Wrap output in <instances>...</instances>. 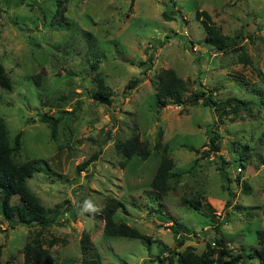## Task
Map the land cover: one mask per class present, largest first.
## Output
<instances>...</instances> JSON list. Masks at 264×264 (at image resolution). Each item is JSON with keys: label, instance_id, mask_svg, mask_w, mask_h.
<instances>
[{"label": "rangeland", "instance_id": "1", "mask_svg": "<svg viewBox=\"0 0 264 264\" xmlns=\"http://www.w3.org/2000/svg\"><path fill=\"white\" fill-rule=\"evenodd\" d=\"M203 13L224 50L204 41ZM0 64L11 85L0 88V122L11 147L20 143L13 160L40 162L27 186L45 208L44 226L10 228L0 206V264H23L36 237L44 247L55 239L57 264H177L176 254H209L218 241L243 253L239 264H260L245 254L264 253V0H0ZM163 71L184 82L183 99L201 90L248 104L235 114L200 102L160 107ZM98 78L107 105L93 98ZM42 115L59 118L53 139ZM133 137L147 159L117 151ZM163 158L181 177L159 196L150 183ZM111 198L123 204L114 221L148 239L105 234Z\"/></svg>", "mask_w": 264, "mask_h": 264}, {"label": "trees", "instance_id": "2", "mask_svg": "<svg viewBox=\"0 0 264 264\" xmlns=\"http://www.w3.org/2000/svg\"><path fill=\"white\" fill-rule=\"evenodd\" d=\"M202 13V12H201ZM57 15H60L57 12ZM200 15V13H199ZM201 23L205 31L204 41L206 44L214 47L216 50L221 51L227 47V38L224 37L219 30L210 22L206 14H202ZM166 19H169L165 17ZM150 60V58H148ZM145 62L138 63L139 68H143ZM92 69L96 68V65L92 64ZM144 71V70H143ZM158 85L156 88V99L160 107L167 104H173L175 106H192L199 102L203 106L213 108L215 111H220L235 114L238 111L246 108L248 102L229 98L225 102H216L212 100L209 95H206L204 91L197 90L186 98L182 97V90L184 88V82L177 79L171 71H163L157 79ZM132 84H137V81H133ZM10 81L5 74L3 66L0 64V88L8 91L10 89ZM94 100L100 102L103 105H107L110 102L111 93L108 87L105 85L102 78L96 80V90L93 94ZM42 123H47L50 127L51 138L55 137V128L59 122V118H52L45 115L40 117ZM215 137H210V149L213 152L218 151V147L215 144ZM20 143L18 139L15 140V146L11 147L9 144L7 131L4 129V125L0 122V206L2 218L7 222L10 228L16 225L32 226L33 222L37 225H45V208L40 203L38 197L33 194L27 186V180L31 179L34 173L41 172L40 162L37 160H29L23 163L13 160V153L19 149ZM117 151L123 156L125 160L130 159L133 155L140 156L143 160L149 156V151H145L141 148L137 137L130 138L128 141L116 147ZM199 154L198 150H193ZM208 153L206 152V155ZM96 159V155L90 157L88 160L82 162L76 166V173L84 171L91 163ZM172 163L169 159L163 158L160 165L150 183V187L159 193V196H165L171 189L170 179H178L181 177V173H172ZM18 197V203L11 204L10 200L13 197ZM123 204L119 200L111 198L101 213L104 219V231L107 236L110 237H125L130 239H148L147 236L141 234L138 230L129 227L125 223H117L114 221V214L119 208H122ZM194 209L198 210V204H194ZM175 234H177L176 228H171ZM262 241V240H261ZM55 239H51L50 242L44 247V242L38 237L30 239L27 242L21 253L23 255V264H57L54 258L50 254V247H52ZM182 244V240H179V245ZM217 249L211 250L209 254H202L197 256L191 252H182L176 254L177 264H215L214 259L210 257L216 253L223 254L229 258L228 264H239L243 258V253L231 254L227 246L222 245L220 241L217 243ZM258 257L260 264H264V253L257 251L256 249L249 251L245 254V258L252 259ZM166 259V260H164ZM164 261L168 264H172L173 257L168 256L163 258L160 263Z\"/></svg>", "mask_w": 264, "mask_h": 264}, {"label": "clouds", "instance_id": "3", "mask_svg": "<svg viewBox=\"0 0 264 264\" xmlns=\"http://www.w3.org/2000/svg\"><path fill=\"white\" fill-rule=\"evenodd\" d=\"M85 207H86V210H91V211L96 210L91 202H86Z\"/></svg>", "mask_w": 264, "mask_h": 264}]
</instances>
